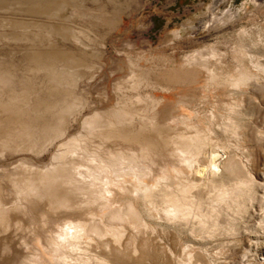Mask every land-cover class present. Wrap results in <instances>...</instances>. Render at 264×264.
Here are the masks:
<instances>
[{
    "label": "rangeland",
    "instance_id": "rangeland-1",
    "mask_svg": "<svg viewBox=\"0 0 264 264\" xmlns=\"http://www.w3.org/2000/svg\"><path fill=\"white\" fill-rule=\"evenodd\" d=\"M76 263L264 264V0H0V264Z\"/></svg>",
    "mask_w": 264,
    "mask_h": 264
},
{
    "label": "bare ground",
    "instance_id": "bare-ground-1",
    "mask_svg": "<svg viewBox=\"0 0 264 264\" xmlns=\"http://www.w3.org/2000/svg\"><path fill=\"white\" fill-rule=\"evenodd\" d=\"M182 138V137H181ZM190 142V141H189ZM186 145V144H185ZM184 145V146H185ZM113 158V157H112ZM58 169V168H57ZM56 171V170H55ZM72 176V175H71ZM70 178V177H69ZM54 179H56V176L55 175H53V174H49V175H47L46 176V180L47 181H49V183L51 184L52 182V180H54ZM76 179V178H75ZM45 180V181H46ZM71 181H75V180H71ZM67 184V183H66ZM69 184V183H68ZM83 188V187H82ZM81 189V188H80ZM151 191L152 190H150L149 188H144V189H142L141 190V192H142V195H144V197H146V196H150L151 195ZM35 192V194L37 193L38 194V192L35 190L34 191ZM34 194V193H33ZM68 200V199H67ZM66 200V201H67ZM180 200H178V201H175L174 202V205H173V207H174V209H172V212H174V211H176V212H179V210H181L182 209V206H183V204L181 203V202H179ZM64 201L63 200H59V203L61 204H64L63 203ZM66 204V203H65ZM169 211V210H168ZM118 212V211H117ZM3 216V215H2ZM84 229V227H83V224H81V223H77V224H75V225H73V226H68V227H66V228H64L63 229V231H65V230H67V231H69L70 232V235H69V237L71 238V239H74V240H76L75 239V237L80 233V231H82ZM76 238H78V237H76ZM68 240H70V239H68ZM70 241H72V240H70ZM77 243V242H76ZM74 245V244H73ZM78 245V244H77ZM87 248V247H86ZM85 251V250H84ZM79 254V253H78ZM77 264V263H76Z\"/></svg>",
    "mask_w": 264,
    "mask_h": 264
}]
</instances>
